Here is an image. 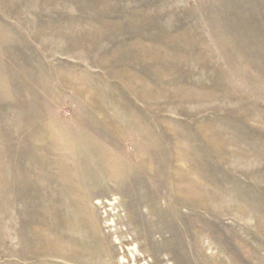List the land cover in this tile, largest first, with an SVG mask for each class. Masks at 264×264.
Instances as JSON below:
<instances>
[{
	"label": "rangeland",
	"instance_id": "obj_1",
	"mask_svg": "<svg viewBox=\"0 0 264 264\" xmlns=\"http://www.w3.org/2000/svg\"><path fill=\"white\" fill-rule=\"evenodd\" d=\"M0 264H264V0H0Z\"/></svg>",
	"mask_w": 264,
	"mask_h": 264
}]
</instances>
